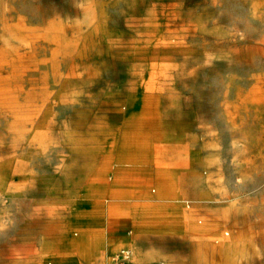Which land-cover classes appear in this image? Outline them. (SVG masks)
<instances>
[{
  "label": "rangeland",
  "instance_id": "1",
  "mask_svg": "<svg viewBox=\"0 0 264 264\" xmlns=\"http://www.w3.org/2000/svg\"><path fill=\"white\" fill-rule=\"evenodd\" d=\"M108 217L134 264H264V0H0V264H109Z\"/></svg>",
  "mask_w": 264,
  "mask_h": 264
},
{
  "label": "crops",
  "instance_id": "2",
  "mask_svg": "<svg viewBox=\"0 0 264 264\" xmlns=\"http://www.w3.org/2000/svg\"><path fill=\"white\" fill-rule=\"evenodd\" d=\"M123 158H125V156L122 157V159ZM113 163L122 164V162H120V161H113ZM167 200L168 201H179L178 196L175 193L169 195ZM102 205H103V201L95 203V206L98 208L101 207ZM159 213H160V211H159ZM171 221L173 223L177 224L176 221H174V220H171ZM115 223H113V224H115ZM108 225H112V222L110 221L109 217H108V221L106 224V234H105V236L102 237L103 241H101L99 239H97V240L91 239V241L89 242L87 247L84 248L85 253L88 256H94L97 253L103 252L105 249L109 251V254L113 253V249H114L115 245H114V243L107 244V238H106L107 231H110L112 233V236L117 239V244H122L123 247L129 248V244L132 242V241L131 242L128 241V238H130V236H131V234H130L131 231L125 230V229L124 230H108L107 229ZM122 225H125V224H122ZM77 253H78V251H77ZM79 259H81V261ZM79 259L75 262V264L76 263L77 264H85V263H83V259H87V257L82 258L80 255ZM106 259H108V258L106 257ZM87 260H89V258Z\"/></svg>",
  "mask_w": 264,
  "mask_h": 264
},
{
  "label": "built area",
  "instance_id": "3",
  "mask_svg": "<svg viewBox=\"0 0 264 264\" xmlns=\"http://www.w3.org/2000/svg\"><path fill=\"white\" fill-rule=\"evenodd\" d=\"M109 264H134L130 250L128 248L124 249L119 255L113 257Z\"/></svg>",
  "mask_w": 264,
  "mask_h": 264
},
{
  "label": "bare ground",
  "instance_id": "4",
  "mask_svg": "<svg viewBox=\"0 0 264 264\" xmlns=\"http://www.w3.org/2000/svg\"><path fill=\"white\" fill-rule=\"evenodd\" d=\"M124 249H126V248L121 249L119 252H122ZM128 250H130V252H132V254L134 255V253L131 249L128 248Z\"/></svg>",
  "mask_w": 264,
  "mask_h": 264
}]
</instances>
